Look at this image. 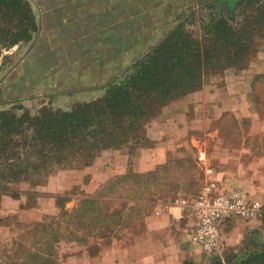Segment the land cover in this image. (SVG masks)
<instances>
[{
  "label": "rangeland",
  "instance_id": "374dc122",
  "mask_svg": "<svg viewBox=\"0 0 264 264\" xmlns=\"http://www.w3.org/2000/svg\"><path fill=\"white\" fill-rule=\"evenodd\" d=\"M23 1L36 29L29 42L0 48V111L9 109L18 116L29 115L30 119L42 107L54 113L71 111L79 105L100 104L104 93L99 89L102 85L120 81L131 66L143 60L178 27L201 40L204 25L211 15L222 16L237 28L243 21L264 20V0ZM6 22L13 27L18 20L9 15ZM255 34L251 45L253 56L245 69L259 64L261 74L253 79L252 88L254 95L261 99L260 108L263 109L264 27L257 28ZM228 71L236 73L233 69ZM150 122L151 119L145 120L137 134L128 130L125 121L122 122L124 126L116 132V142L98 145L101 153L91 157H88L91 153L86 147V143L91 142L88 136L85 142L43 157L44 154L38 155L29 141L34 128L31 121H26L20 130L16 128L7 136L0 133V197H22L36 204L41 201L42 206L46 205L45 208L52 211L51 225L38 222L21 235L14 259H6L0 248V264H36L33 258L41 256L44 260L37 264H58L60 256L75 252L77 246L90 245L93 238L102 237L108 230L120 235L133 220H138L142 215L141 207H124L116 201L107 210L113 212L112 215L92 220L91 214L78 221L80 213L77 210H81L79 200L82 196L75 190H80L72 187L60 193V188L63 180L76 179L75 175L92 163H105L113 151L126 150L141 136L145 138ZM221 125L225 130L237 128L233 116L229 115L221 119ZM210 143L213 145L214 141ZM255 146L264 148V139ZM200 155L197 159L200 168H192L187 161L168 160V171L159 169L147 180L131 179L133 182L125 185L132 190L131 196L141 200L147 197L151 178L161 179L156 182L157 186L167 188V181L175 183H170L169 187H181L180 183L185 186L189 180L184 178L209 173L208 158L202 154L200 159ZM41 163H47V170L35 171L33 167L38 169ZM18 165L24 173H17ZM261 195L264 197V192ZM57 196L66 197L68 201L55 199ZM259 201L263 205L260 215L264 218V202L262 198ZM228 248L229 251L223 253L224 264L245 262L250 255L264 249V230H257V233L251 230L239 237L235 246Z\"/></svg>",
  "mask_w": 264,
  "mask_h": 264
},
{
  "label": "crops",
  "instance_id": "0c3cea01",
  "mask_svg": "<svg viewBox=\"0 0 264 264\" xmlns=\"http://www.w3.org/2000/svg\"><path fill=\"white\" fill-rule=\"evenodd\" d=\"M258 65L257 62L253 68L236 73L227 70L208 78L185 96L162 104L144 140L126 150L113 151L105 163H92L74 180H63L60 193L76 187L95 198L120 177L149 174L168 160H185L192 168H200L197 159L201 153L209 162V173L184 178L189 180L185 186L180 183L181 187H169L172 182H166V177L162 180L169 189L156 185L160 178L149 182L146 199L138 203L142 208L138 220H133L120 235L92 239L86 247L77 246L75 252L60 256L58 264H213L217 258L224 264V251L235 246L239 237L251 230H264L260 214L249 220H232L223 234L221 251L206 254L190 245L188 233L193 218L187 206H179L180 199L189 205L211 183L220 190L242 188L264 202V148L255 146L264 139V108H260L261 99L252 88L253 79L261 74ZM226 115L233 116L237 128H223L221 119ZM128 183L115 185L108 197L119 201L131 194L125 185ZM40 202L0 197V248L6 259L15 258L21 235L35 223L50 224L52 211Z\"/></svg>",
  "mask_w": 264,
  "mask_h": 264
},
{
  "label": "trees",
  "instance_id": "16d2710c",
  "mask_svg": "<svg viewBox=\"0 0 264 264\" xmlns=\"http://www.w3.org/2000/svg\"><path fill=\"white\" fill-rule=\"evenodd\" d=\"M0 8V48L8 49L20 42H29L36 27L24 1L0 0ZM9 15L18 20L13 27L6 22ZM239 26L240 28L231 25L222 16L211 15L208 23L204 25L201 40L184 33L178 27L145 55L143 60L131 66L120 81L102 85L99 89H103L104 93L100 104L79 105L71 111L58 110L54 113L42 107L31 119L26 114L18 116L9 109L3 110L0 111V133L7 136L17 129L20 130L26 121H31L34 128L29 141L38 155L44 154L43 157H47L54 151L60 153L85 142L87 136L91 139L88 145L86 143L91 153L88 157L99 155L101 152L98 145L114 144L116 132L124 126L122 122L125 121L128 130L137 134L143 122L152 119L162 104L185 96L208 78L220 75L228 69L236 72L244 70L253 56L251 45L254 43L255 30L264 27V20L243 21ZM141 139L144 140L142 136L139 140ZM139 140L137 139L135 144ZM46 164L41 163L38 169H33L45 171ZM167 166L168 163L142 176H122L110 183L106 190L95 198L75 190L82 196L79 200L81 210H77L80 213L77 215L78 221L91 214L92 220H96L98 216L112 215L113 212L108 213L107 210L109 205L116 201L124 207H140L138 203L141 199L131 196L132 194L118 201L110 199L108 192L115 185L133 182L131 179L149 178L159 169L165 168V171H168ZM17 167V173H24L21 166ZM12 198L17 199L16 196ZM55 199L68 201L66 197L57 196ZM114 234L108 230L102 237L96 238L107 239ZM33 259L36 264L44 260L42 256ZM213 264L223 263L215 259ZM240 264H264V249L253 253Z\"/></svg>",
  "mask_w": 264,
  "mask_h": 264
},
{
  "label": "built area",
  "instance_id": "2783aa9c",
  "mask_svg": "<svg viewBox=\"0 0 264 264\" xmlns=\"http://www.w3.org/2000/svg\"><path fill=\"white\" fill-rule=\"evenodd\" d=\"M200 155V159L203 158ZM179 206L190 209L193 224L189 241L203 253H218L223 248V234L229 222L249 220L261 214L263 205L242 188L220 190L213 183L204 186L189 205L179 200Z\"/></svg>",
  "mask_w": 264,
  "mask_h": 264
}]
</instances>
